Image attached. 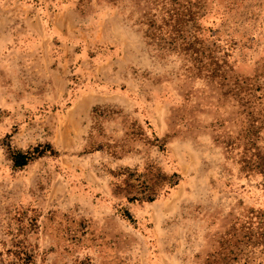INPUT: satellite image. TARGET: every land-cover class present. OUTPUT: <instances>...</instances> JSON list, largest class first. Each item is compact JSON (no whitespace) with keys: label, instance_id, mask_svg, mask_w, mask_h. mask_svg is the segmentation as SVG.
Returning <instances> with one entry per match:
<instances>
[{"label":"rangeland","instance_id":"rangeland-1","mask_svg":"<svg viewBox=\"0 0 264 264\" xmlns=\"http://www.w3.org/2000/svg\"><path fill=\"white\" fill-rule=\"evenodd\" d=\"M0 264H264V0H0Z\"/></svg>","mask_w":264,"mask_h":264},{"label":"trees","instance_id":"trees-1","mask_svg":"<svg viewBox=\"0 0 264 264\" xmlns=\"http://www.w3.org/2000/svg\"><path fill=\"white\" fill-rule=\"evenodd\" d=\"M31 160L30 153L15 152L13 154V161L15 166H23Z\"/></svg>","mask_w":264,"mask_h":264}]
</instances>
